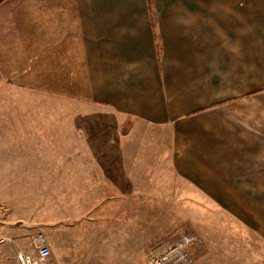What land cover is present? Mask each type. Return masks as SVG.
Returning <instances> with one entry per match:
<instances>
[{"label": "crops", "instance_id": "obj_1", "mask_svg": "<svg viewBox=\"0 0 264 264\" xmlns=\"http://www.w3.org/2000/svg\"><path fill=\"white\" fill-rule=\"evenodd\" d=\"M2 83L33 93L21 104L100 105L168 132L169 166L195 188L187 200L264 245V0H0ZM48 113L22 112L35 139L3 148L18 154L1 182L43 183L49 166L50 184H105L99 167L117 145L47 139ZM8 204L0 252L15 258L27 228L20 203ZM55 207L50 231L67 225Z\"/></svg>", "mask_w": 264, "mask_h": 264}, {"label": "rangeland", "instance_id": "obj_2", "mask_svg": "<svg viewBox=\"0 0 264 264\" xmlns=\"http://www.w3.org/2000/svg\"><path fill=\"white\" fill-rule=\"evenodd\" d=\"M2 84L0 245L4 239L2 213L8 209V203L18 201L21 221L27 228L24 253L34 256L31 253L37 249L34 236L38 232L49 242L51 254L41 264H97L98 259L100 264H148L151 256L163 250L165 241L185 236L192 237L191 264H264V245L256 238H242L237 229L212 225L208 214H200L199 201L187 200L195 188L169 166L168 132L139 122L123 123V119L100 105L65 100H58L55 105L21 104L18 96L33 93ZM34 111H41L44 116L50 112L47 120L42 121L43 133L52 130L47 139H56L58 143L117 145V152L106 153L112 158H107L105 167H99L105 170V184H50L49 166L42 169L43 183L1 182L5 158L18 154L3 148L34 142L35 136L29 135L37 129L33 116H21L22 112ZM46 138L43 135L42 142ZM67 191L87 195L82 200L53 199L56 193ZM56 202V215L65 217L67 225L62 230L50 231L52 205ZM15 261L16 257L0 252V264Z\"/></svg>", "mask_w": 264, "mask_h": 264}, {"label": "built area", "instance_id": "obj_3", "mask_svg": "<svg viewBox=\"0 0 264 264\" xmlns=\"http://www.w3.org/2000/svg\"><path fill=\"white\" fill-rule=\"evenodd\" d=\"M192 241L191 236H185L176 241H165L163 250L149 258L148 264H191L189 246ZM1 242V240H0ZM34 243L37 247V255L31 256L18 251L14 264H41L51 254V249L47 237L38 232L34 236Z\"/></svg>", "mask_w": 264, "mask_h": 264}]
</instances>
